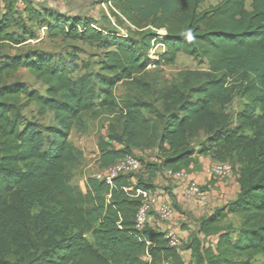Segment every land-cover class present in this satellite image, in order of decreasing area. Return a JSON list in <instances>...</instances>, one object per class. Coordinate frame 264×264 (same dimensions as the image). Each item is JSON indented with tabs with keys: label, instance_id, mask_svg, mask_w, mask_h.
<instances>
[{
	"label": "trees",
	"instance_id": "1",
	"mask_svg": "<svg viewBox=\"0 0 264 264\" xmlns=\"http://www.w3.org/2000/svg\"><path fill=\"white\" fill-rule=\"evenodd\" d=\"M203 1L102 0L129 24L121 35L93 17L0 0V43L20 45L43 30L101 50L77 77L78 47L63 56L40 50L0 56V264H190L186 252L193 264H264V0H251L249 8L246 0L200 8ZM156 45L162 50L152 58ZM179 53L207 65L192 73L197 83L164 84L153 102L116 99L120 82L149 87L141 78L147 68L172 64ZM19 68L44 93L4 81ZM237 77L245 102L230 118L229 85ZM30 103L52 112L55 123L27 119L22 110ZM95 108L117 111L120 120L109 141H98L101 169L137 149H154V160L137 158L141 172L117 175L111 184L89 177L81 190L66 170L82 154L68 137ZM199 156L232 165L235 197L200 218L197 236L178 246L147 221L138 228L136 190L152 193L161 173L174 179L166 172H188ZM228 216L238 218L236 228L223 224Z\"/></svg>",
	"mask_w": 264,
	"mask_h": 264
},
{
	"label": "rangeland",
	"instance_id": "2",
	"mask_svg": "<svg viewBox=\"0 0 264 264\" xmlns=\"http://www.w3.org/2000/svg\"><path fill=\"white\" fill-rule=\"evenodd\" d=\"M36 4L47 5L60 11L66 15H80L82 17H93L97 19V25L104 26L110 30H114L121 35H124L127 31L126 28L129 24L123 20H116L110 13L107 4L102 0H33ZM218 0H204L200 5V8H205L209 5H213ZM251 0H246V7L249 8ZM159 32H163L160 30ZM38 37L25 41L20 45H12L9 43H0V56L3 54L21 53L27 50H40L54 53L55 55H66L74 50V47H78L77 58L75 60L76 69L72 76L77 77L84 72L82 67L83 62H94L97 59V55L101 51L95 46H88L82 44L79 41L65 40L61 38H48L44 35L43 30L37 32ZM162 50V46L156 45L150 51V57L154 58L158 52ZM92 69H96L97 66L92 65ZM207 70L206 64H197L195 60L186 54L179 53L172 64L162 66H149L147 70L141 75V78L149 85V87H141L132 85L128 82H120L114 89L116 99L121 102L127 99H141L144 101H155L159 89L164 85L169 84H181L189 82L190 84L197 83V77L192 75L193 72ZM22 81L26 83L31 89H37L40 93H44L45 87L41 82L37 81L29 72L24 68H19L9 77L5 78V82ZM230 83V87H233V99L227 105L225 111L230 118L234 113L241 108L245 102L243 96L240 95L238 90V84L240 82L239 77ZM156 108H160L159 102H155ZM23 114L27 119L36 120L42 124L50 125L54 124L52 112L40 110L34 103H30L23 108ZM141 112L148 116L152 121H156L155 116L149 113L145 109H141ZM120 126L119 114L117 111H109L104 109L95 108L92 111L85 112L74 123L68 140L72 146L81 151V156L78 161L67 164L66 170L70 178V184L79 187L84 190L86 179L95 176V174L101 171L99 165V139L107 140L108 132L110 129H114L118 132ZM117 147L118 145L115 144ZM154 149L134 150V155L141 160V162H152L154 160ZM213 161L207 157H196L191 169L187 172L188 175L195 181L199 189L205 194L207 198H212V192L216 194L213 196L214 200L220 197V193L214 189V186L219 182L234 183L235 170L224 177H213L211 175V165ZM139 173L141 170L138 171ZM179 182H183L178 180ZM224 199V197H221ZM220 198V199H221ZM219 199V200H220ZM198 204L200 202L197 201ZM186 213L188 211L185 209ZM189 214V213H188ZM189 216V215H188ZM187 216V217H188ZM239 220L235 216H228L224 225L230 224L233 228L238 226ZM196 230H193L195 236ZM87 239L91 241V236L88 234ZM192 237L189 236L184 241H190ZM186 260H189L190 264L194 263V259L186 252L184 254ZM261 257H256L255 261H261Z\"/></svg>",
	"mask_w": 264,
	"mask_h": 264
},
{
	"label": "crops",
	"instance_id": "3",
	"mask_svg": "<svg viewBox=\"0 0 264 264\" xmlns=\"http://www.w3.org/2000/svg\"><path fill=\"white\" fill-rule=\"evenodd\" d=\"M153 182L155 188L151 192L155 197V202L148 214V224L160 231L172 230L180 239L184 238L185 240L189 236H194V229L196 230L195 236H197L199 219L209 215L215 207L233 199L238 188L235 181L234 183L219 182L218 185L214 186V189L217 193H220V197L214 200L213 196L216 193L213 191L212 198H207L206 204H198L194 199L186 200L182 197L183 182L171 179L164 173H161ZM221 197H224V199ZM163 203H167L171 208V214L168 219H163L159 214L158 209ZM185 209L189 214L186 213Z\"/></svg>",
	"mask_w": 264,
	"mask_h": 264
},
{
	"label": "built area",
	"instance_id": "4",
	"mask_svg": "<svg viewBox=\"0 0 264 264\" xmlns=\"http://www.w3.org/2000/svg\"><path fill=\"white\" fill-rule=\"evenodd\" d=\"M140 161L133 154H126L118 159L113 164L101 169L95 174L97 179L104 180L106 183L111 184L112 179L120 174L133 173L139 170ZM232 172V165L228 162H213L211 165V174L215 177H224ZM167 175L175 180L183 181L181 189L182 197L186 200L194 199L200 203L205 202L206 196L199 189L198 184L188 175L186 171L171 172L167 171ZM135 196L141 197L142 205L136 214V226L141 228L148 219V212L155 202V197L147 190L137 189ZM159 214L163 219H168L171 214V208L167 203L161 204ZM166 237L168 238L171 246H178L180 244V237L172 230H166Z\"/></svg>",
	"mask_w": 264,
	"mask_h": 264
}]
</instances>
